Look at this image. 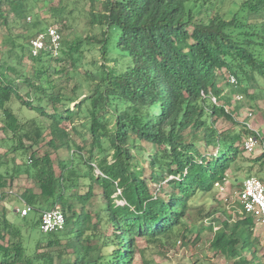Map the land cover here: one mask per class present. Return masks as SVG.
<instances>
[{
  "label": "trees",
  "instance_id": "obj_1",
  "mask_svg": "<svg viewBox=\"0 0 264 264\" xmlns=\"http://www.w3.org/2000/svg\"><path fill=\"white\" fill-rule=\"evenodd\" d=\"M82 1L0 0V28L8 27L11 44L0 50V129L7 138L0 150V264H136L137 258L154 264L150 248L188 244L206 220L216 256L264 264V224L212 193L239 161L259 164L264 173V150L246 152L249 130L237 119L241 106H233L235 92L264 95V0H243L229 17L213 12V0H90L88 13ZM77 12L101 32L65 40L57 24L70 26ZM49 26L61 33L60 54L33 55L31 39ZM96 43L103 62L94 59L97 70L83 72L90 93L79 100L77 85L69 96L57 78L68 83L74 75L68 65L85 64L83 47ZM14 101L39 117H21ZM84 118L80 129L73 125ZM220 118L236 127L218 128ZM62 148L72 156L56 165L54 152ZM22 174L32 181L21 195L38 212L33 225L45 209L66 215L62 231L36 238L30 231L31 246L23 232L27 216L13 221L15 206L5 201ZM98 194L101 205L89 209Z\"/></svg>",
  "mask_w": 264,
  "mask_h": 264
},
{
  "label": "rangeland",
  "instance_id": "obj_2",
  "mask_svg": "<svg viewBox=\"0 0 264 264\" xmlns=\"http://www.w3.org/2000/svg\"><path fill=\"white\" fill-rule=\"evenodd\" d=\"M60 0H52L54 4H58ZM68 2H74L75 0H65ZM243 0H213L212 3V9L213 12H220L226 17L231 16L232 12L236 9L239 8L240 3ZM44 2H40L39 5H43ZM80 6L83 8L84 11H89L91 8L90 0H84L80 3ZM88 13V12H87ZM43 16L48 15L46 8L42 11ZM76 18L73 19L71 22L72 24H69L70 26L68 27H63L61 24H57L59 28H61L63 32V36L65 40L71 41L73 40L76 36L81 35V36H87L90 35V33H100L101 29L97 27V25H94L90 22V17H87L86 15L81 16L77 12L75 14ZM13 17V16H11ZM31 19L33 20V17L31 16ZM20 28H14V33L17 34L20 32ZM9 34V29L5 25L0 28V50L7 51L10 47L11 44L9 42L5 43V39ZM98 43L94 45H85L83 47V50H85V54L87 55L84 59L88 62H84L85 64H81L78 67V69H73L72 66L68 65L69 70L71 73H73V77L68 81V83L65 82V76L58 77V81L63 83V85L66 86L64 88V91L66 94L69 96H72L74 94V86L77 85L76 89V95H78V99H82L85 97L86 94L90 93V83H89V78L87 75L83 74L85 69H92L96 71V66L92 63L94 59H97L100 61V63L103 62V58L101 55H99L96 52V47ZM95 51V52H94ZM32 53V50H31ZM1 57V54H0ZM96 61V60H94ZM31 61H25L24 65H27V67H30ZM53 65H55L57 68L62 67V63H58L56 61H53ZM109 65L113 66L115 65V62L111 61L109 62ZM81 70V71H80ZM222 85L225 86V82H222ZM24 93L25 90H22ZM253 92V89H250V93ZM242 92H235L234 94H239ZM240 105L241 110H240V115H244L248 109H254L255 113V119H254V124L258 129H260L262 133V138L260 139L259 147L256 151L257 153H261V149L264 148V95L258 99H252L251 97L247 96L245 94V98L243 101H238L234 103L233 106ZM11 106L15 110L16 113H18L21 117L24 118H32V117H39V115L30 109H27L26 107L20 106V104L16 101L12 102ZM75 106V103L72 102L70 104V107L73 108ZM48 110L51 112L53 111V106L50 104L48 107ZM2 120V115L0 113V122ZM86 119L84 118L83 120H76L73 125L77 126L79 129L81 128V123L85 121ZM217 127L220 129L224 130H231L236 127V124L233 123L232 121H229L224 118H220L217 121ZM85 131V129H84ZM88 137V134H86ZM7 140L5 134L3 131L0 129V150L1 151H6L5 147L2 145L5 143ZM30 144V142H29ZM37 146H35L36 148ZM152 149L151 145H148V150L143 152V158L140 159V163L145 165L146 161L149 157V151ZM44 150V149H43ZM8 157H12L14 153L12 151H8ZM72 156V153L69 152L66 148L60 149L58 152H54V159H55V164H58V161L60 159H68ZM23 161V157H18L17 158V163H20ZM252 164L251 162H244V161H239L238 163H235L232 168L229 170V175H228V185L226 189L223 191L219 189L217 186L213 189L212 193L214 194V197L217 200L222 201L223 203H226L228 207H237L238 208V199H237V192L242 188V182L243 180L249 176L250 174L259 176L261 178H264V173L263 176L258 174V169H259V164H254L252 167H250ZM250 168L252 170H250ZM99 172V171H98ZM32 181L27 177L26 174H22L19 176L13 186L11 187L18 195H21L22 191L27 187L29 184L31 185ZM153 187V184H151ZM86 188L82 187L81 192H85ZM72 192V191H71ZM7 205L11 206H20L18 198L14 195L8 194L6 197ZM102 203V198L101 196L95 195L90 202L88 203V207L91 210H96L99 208V206ZM9 217L13 219L16 223H20L21 216L16 213L13 209H11L9 213ZM38 218V212L33 210L30 212V214L27 216L28 224L23 227V232H24V238H25V243L29 244L31 246V243L33 242L32 238H29L30 231L33 233V238H36L40 236L41 231L39 226L33 225V221ZM218 224H215V229L218 227ZM262 225L259 227V232L261 235V239L264 241V231L261 228ZM200 224H197L193 229L194 233L192 234L191 241L188 244H175L174 246H168V247H161V248H150L148 253H147V258L152 259L155 261L154 264H232L231 260H228L221 255L216 256L211 250H210V242L213 239L214 236V231L211 230L209 222L206 220L204 221V226L200 227ZM200 229V239L196 240V232ZM46 250V249H45ZM264 250V249H263ZM42 251V250H41ZM139 258H137L136 264H140Z\"/></svg>",
  "mask_w": 264,
  "mask_h": 264
},
{
  "label": "built area",
  "instance_id": "obj_3",
  "mask_svg": "<svg viewBox=\"0 0 264 264\" xmlns=\"http://www.w3.org/2000/svg\"><path fill=\"white\" fill-rule=\"evenodd\" d=\"M61 40L62 36L58 28L49 26L45 31L39 32L37 36L31 39L32 54L39 55L43 51H49L54 56H58L61 49ZM228 77L229 82L234 86L239 84V79L234 73H228ZM207 98L212 103L219 105L217 96L212 92L207 95ZM244 98L245 95L242 93L235 94V100L237 101H243ZM224 108L230 112L227 106H224ZM237 119L244 128L249 130L245 137L244 148L246 152L252 153L259 147L262 138L260 129L254 124V109H248L244 115L238 116ZM227 185L228 176L224 179V182H218L215 186L224 191ZM10 194L15 195L19 200L20 206H15L14 211L21 217H26L33 211L32 205L28 204L22 195H18L14 190H11ZM237 195L238 202L241 205L240 212L246 215H254L258 222L264 224V181L256 175L247 176L243 180L242 188L237 192ZM118 203L124 204L125 201L119 200ZM65 227L66 215L59 207L45 209L40 212L39 228L42 233L59 232L64 230Z\"/></svg>",
  "mask_w": 264,
  "mask_h": 264
}]
</instances>
